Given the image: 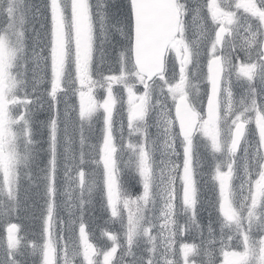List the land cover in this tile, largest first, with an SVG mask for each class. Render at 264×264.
Returning <instances> with one entry per match:
<instances>
[{"label": "snow or ice", "instance_id": "obj_1", "mask_svg": "<svg viewBox=\"0 0 264 264\" xmlns=\"http://www.w3.org/2000/svg\"><path fill=\"white\" fill-rule=\"evenodd\" d=\"M0 264H264V0H0Z\"/></svg>", "mask_w": 264, "mask_h": 264}, {"label": "trees", "instance_id": "obj_2", "mask_svg": "<svg viewBox=\"0 0 264 264\" xmlns=\"http://www.w3.org/2000/svg\"><path fill=\"white\" fill-rule=\"evenodd\" d=\"M41 118H43V117H41ZM132 191L134 192L135 189L133 188ZM106 219H107V216L99 217V218L97 219L96 223H98V224H100V225H103L104 220H106Z\"/></svg>", "mask_w": 264, "mask_h": 264}]
</instances>
